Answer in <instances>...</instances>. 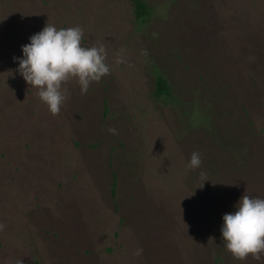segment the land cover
Instances as JSON below:
<instances>
[{
    "label": "rangeland",
    "instance_id": "374dc122",
    "mask_svg": "<svg viewBox=\"0 0 264 264\" xmlns=\"http://www.w3.org/2000/svg\"><path fill=\"white\" fill-rule=\"evenodd\" d=\"M143 1L0 0V264H264L220 232L264 197V0ZM46 23L109 66L55 114L13 59Z\"/></svg>",
    "mask_w": 264,
    "mask_h": 264
},
{
    "label": "clouds",
    "instance_id": "9594fccd",
    "mask_svg": "<svg viewBox=\"0 0 264 264\" xmlns=\"http://www.w3.org/2000/svg\"><path fill=\"white\" fill-rule=\"evenodd\" d=\"M83 30L79 26L57 28L46 23L22 44L17 71L25 82L38 90V95L53 114L60 111L67 89L62 84L75 77L82 93L92 81H99L109 72L102 45L86 47L81 43ZM115 131V129H109ZM201 156L194 151L188 166L197 168ZM234 210L222 216L220 232L226 249L238 259L249 254L260 260L264 253V197L242 194ZM141 251L140 249L137 250Z\"/></svg>",
    "mask_w": 264,
    "mask_h": 264
},
{
    "label": "trees",
    "instance_id": "16d2710c",
    "mask_svg": "<svg viewBox=\"0 0 264 264\" xmlns=\"http://www.w3.org/2000/svg\"><path fill=\"white\" fill-rule=\"evenodd\" d=\"M131 1L133 4L134 16L137 20H143L145 17H147L150 14V9L143 0H131ZM154 92L156 96H165L169 94V86L163 77L158 76L156 78ZM114 185L115 183L113 182V186Z\"/></svg>",
    "mask_w": 264,
    "mask_h": 264
}]
</instances>
